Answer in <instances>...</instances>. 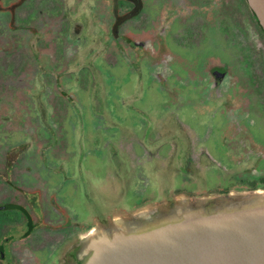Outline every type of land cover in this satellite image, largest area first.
<instances>
[{
  "label": "flooded vegetation",
  "instance_id": "flooded-vegetation-1",
  "mask_svg": "<svg viewBox=\"0 0 264 264\" xmlns=\"http://www.w3.org/2000/svg\"><path fill=\"white\" fill-rule=\"evenodd\" d=\"M262 205L249 0H0V264Z\"/></svg>",
  "mask_w": 264,
  "mask_h": 264
},
{
  "label": "water",
  "instance_id": "water-1",
  "mask_svg": "<svg viewBox=\"0 0 264 264\" xmlns=\"http://www.w3.org/2000/svg\"><path fill=\"white\" fill-rule=\"evenodd\" d=\"M264 26V0H249ZM88 264H264V205L103 239Z\"/></svg>",
  "mask_w": 264,
  "mask_h": 264
}]
</instances>
